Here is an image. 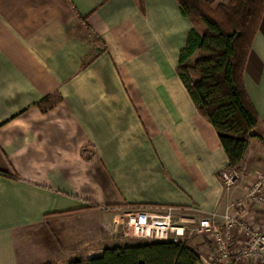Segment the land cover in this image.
Here are the masks:
<instances>
[{"label": "crops", "instance_id": "0c3cea01", "mask_svg": "<svg viewBox=\"0 0 264 264\" xmlns=\"http://www.w3.org/2000/svg\"><path fill=\"white\" fill-rule=\"evenodd\" d=\"M193 28L176 0H0V264H26L22 233L56 221L68 264L134 245L139 209H170L180 240L211 255L197 222L220 224L264 171V14L243 74L259 124L234 169L176 72ZM232 214L260 224L256 207Z\"/></svg>", "mask_w": 264, "mask_h": 264}, {"label": "trees", "instance_id": "16d2710c", "mask_svg": "<svg viewBox=\"0 0 264 264\" xmlns=\"http://www.w3.org/2000/svg\"><path fill=\"white\" fill-rule=\"evenodd\" d=\"M193 29L179 53L177 75L198 113L215 130L227 157L237 168L248 148L258 115L246 93L243 74L262 16L264 0H176ZM47 97L42 112L60 102ZM186 242H139L105 249L100 257L69 264H200Z\"/></svg>", "mask_w": 264, "mask_h": 264}, {"label": "built area", "instance_id": "2783aa9c", "mask_svg": "<svg viewBox=\"0 0 264 264\" xmlns=\"http://www.w3.org/2000/svg\"><path fill=\"white\" fill-rule=\"evenodd\" d=\"M220 179L225 189L233 187L238 179L235 170H224ZM248 207H256L261 213L260 224L252 227L233 211L244 213ZM202 217L196 224L195 232L204 236L212 247L211 255L200 264H245L264 263V171L259 173L246 195L228 207L220 216ZM125 230L141 242H179L184 227L177 224L168 209L165 214H152L142 209L130 213L125 222ZM239 239L234 244L235 235Z\"/></svg>", "mask_w": 264, "mask_h": 264}, {"label": "rangeland", "instance_id": "374dc122", "mask_svg": "<svg viewBox=\"0 0 264 264\" xmlns=\"http://www.w3.org/2000/svg\"><path fill=\"white\" fill-rule=\"evenodd\" d=\"M229 1L230 0H227V2ZM65 227L66 225H64V223L58 224L56 221L54 224H48L41 230H32L31 232L24 231L22 237L18 239V249L23 255L22 257L26 259V264H68V261L73 258V255L63 251L65 246L61 244L60 237L57 235V231L59 232V230H63ZM127 234L129 235L128 237L134 238V244L141 242L130 232ZM57 241L58 243L60 241L61 248ZM179 241L182 240L179 238ZM250 264L261 263L252 262Z\"/></svg>", "mask_w": 264, "mask_h": 264}]
</instances>
